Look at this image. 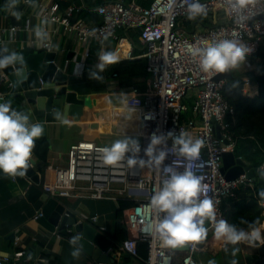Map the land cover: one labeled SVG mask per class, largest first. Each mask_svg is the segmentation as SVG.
I'll return each instance as SVG.
<instances>
[{"label":"built area","instance_id":"obj_1","mask_svg":"<svg viewBox=\"0 0 264 264\" xmlns=\"http://www.w3.org/2000/svg\"><path fill=\"white\" fill-rule=\"evenodd\" d=\"M18 2L27 4L25 0ZM191 2L192 0H151L149 5L144 6L135 0L109 1L95 7L102 19L99 25L80 18L73 20L77 12L76 6L61 12L59 3L53 2L44 11L42 18L75 34L77 41L85 46L92 40L117 39L121 29L139 30L145 68L149 75V85L142 93L143 109L138 114L139 156L146 159L144 149L150 143L153 133L161 135L174 131L179 134L186 131L193 138L203 139V165L197 174L203 176V183L210 189L208 195L217 205V219H225L223 199L233 196L241 185H251V181L244 176L227 180L221 172V155L234 151L235 145L229 132V124L225 121L230 106L222 90L227 80H216V75L220 73L204 72L199 66L198 57L191 55L190 48L206 47L213 42L228 39L249 49L246 58L259 53L264 45V0H255V3L248 5L240 14L231 11L227 0H200L207 9V15L205 18L189 20L187 9ZM218 16H224L225 21H217ZM206 20L211 24L206 26ZM16 31L15 25L11 28L0 27V43L6 36L12 37ZM125 44L118 40L115 51L121 57L130 58L131 48H126ZM39 45L46 51L51 48L48 41ZM82 71V67L78 65L75 75H81ZM0 78L9 91L11 83L7 76L1 74ZM244 82L246 84L247 80ZM5 97L0 89V103ZM215 124L219 127L221 138L214 134ZM172 145V139H168L170 149ZM105 146L110 145L96 144L91 140H81L70 145L66 166L54 168L53 181L44 188L45 191L53 197H70L73 191L79 189L87 191L88 196L94 199L110 197L118 201L132 200L135 205L123 213L122 221L128 236L120 245V250L138 258L143 264H201L196 254L205 249V243L217 240L213 225L207 221L205 223L209 229L208 234H212L211 238L185 244V249L165 248L153 232L157 213L151 207V198L165 178L162 169L130 167L127 159L118 166L106 165L99 152ZM187 163L174 152H170L164 161V165H171L181 172ZM263 166L264 164L260 168ZM64 215L69 216L70 213L65 212ZM39 216L40 214L36 215V219ZM98 219L97 215L89 217L91 223H97ZM80 221L84 219L79 218L78 222ZM99 230L104 231L105 227L100 225ZM57 237L61 235L57 234ZM65 238L70 240L71 236L67 234ZM20 242V237L14 236L16 252L10 257L0 255V264H20L32 260L33 256L23 252ZM138 242L146 243L145 259L139 258ZM220 245L225 248L230 244L220 240Z\"/></svg>","mask_w":264,"mask_h":264},{"label":"crops","instance_id":"obj_2","mask_svg":"<svg viewBox=\"0 0 264 264\" xmlns=\"http://www.w3.org/2000/svg\"><path fill=\"white\" fill-rule=\"evenodd\" d=\"M63 1L66 3L65 5L59 3L61 12L76 6L78 18L99 25L101 16L97 14L95 7L114 0ZM53 2L58 3V0H35V6L18 2L15 11H12L6 7L9 0H0V27H13L10 16L18 15L21 20V25L15 26L17 31L13 36H6L1 42V48H7L8 52H13L23 46L32 47L37 51L43 50L39 45L42 41L36 38L34 28L41 25L42 14ZM217 21H225V17L218 16ZM205 23L206 26L211 24L208 20ZM27 25L28 29H26ZM46 31L49 38L43 42L51 43L49 51L55 54V63L69 75L75 74L78 65L82 67V74L77 75V79L69 82V89L77 92L80 98L90 97L92 105L91 113L81 115L77 121L70 117L67 123L47 124L46 133L42 136L48 142L45 159H40L35 153L32 154V158L36 160L34 168L39 174L42 188L49 186L53 181L54 168L66 166L67 151L70 145L78 141L91 140L96 144L108 145L125 137L139 140L137 136V130L140 127L138 114L143 109L142 93L149 85L148 74V77L144 78L138 74V67L134 72L133 64L126 63L144 58V48L141 42H139V47H135L130 39L133 34L130 30L121 29L118 31L117 39L92 40L87 46L77 41L75 34L65 31L59 24L48 21ZM118 40L127 42L128 46L126 44L125 46L131 48V57L120 56L118 63L110 65L100 74L103 77L102 80L90 78V72L95 70L94 66L98 63V56L104 51H115ZM263 67L264 56L259 52L245 58L240 67L231 70L232 78L247 80L243 88L245 94L254 96L258 92V85L256 81H253V76L261 72ZM84 80H88V84H92L91 87L82 83ZM143 83H145V87L142 91L133 88V86L138 88ZM1 91L6 95L4 100L7 98L13 100L11 96H7L8 90L1 89ZM130 109H134V111L130 113ZM57 199L66 205L65 211L74 214L77 219L83 218L84 221L91 223L89 217L97 215L98 222L91 224L98 229L100 225L104 226L103 233L112 239L110 233H112L116 222L118 200L110 197L94 199L88 196L87 191L79 189L73 191L70 197H57ZM39 213L26 200L15 179L6 177L0 172V255L10 257L14 254L17 248L14 247L12 236L13 238L19 236L23 252L33 256L31 261L20 264H143L138 258L117 252L115 253L116 258H110L104 262L95 261L83 252L78 259H74L70 255L73 246L65 238L67 235L65 232L71 230L73 218L68 217L64 229L60 223L54 230H50L36 219L35 216ZM62 218L63 215H61ZM258 228L264 234V219ZM57 234H60L61 237H57ZM234 248L238 249L235 255H233ZM246 254L255 259L263 258L264 244L259 242L254 245L246 242L234 246L230 244L219 249L216 253L205 248L196 254V258L201 264H210V261H214L215 264H232L233 261L236 264H244V255Z\"/></svg>","mask_w":264,"mask_h":264},{"label":"clouds","instance_id":"obj_3","mask_svg":"<svg viewBox=\"0 0 264 264\" xmlns=\"http://www.w3.org/2000/svg\"><path fill=\"white\" fill-rule=\"evenodd\" d=\"M25 2L29 6H35V0ZM17 3L18 0H9L6 7L15 11ZM253 3L255 0H227L231 11L237 14ZM206 15L205 5L201 4L200 0H192L187 9V18L195 20ZM47 24L48 20L45 19L41 25L34 28L36 38L42 42L49 38ZM190 53L193 57H198L199 66L204 72L217 74L240 67L249 49L237 41L224 39L206 47L193 46ZM20 59H22L20 54L8 52L7 48L0 50V68L14 64ZM97 59L95 70L89 75L90 78L102 80L100 74L110 65L118 63L120 56L115 51H104ZM133 111L134 109L129 110L130 113ZM63 122L67 123V120ZM43 134L44 127L41 122L32 123L26 113L12 108L8 102L0 103V172L6 177L24 176L31 165L36 140ZM168 139L173 141L171 149L168 147ZM204 146L203 139L193 138L186 131L179 134L169 131L166 134L151 135L150 143L144 149L146 159L139 156L141 148L138 140L129 137L116 140L110 146L100 148L99 152L102 154L103 162L109 166H118L127 159L130 167L147 166L162 169L165 178L151 198V207L157 213L153 232L165 248L176 249L188 243L204 241L209 231L205 226L206 221L213 225L215 238L223 240L226 244L238 245L241 242L250 245L257 242L264 244V234L256 227L255 221L251 223L242 221L248 224V230H245L225 219H217V205L208 195L210 189L203 183V176L197 174L203 165L201 149ZM170 152L188 162L182 172L171 165H164ZM260 195L264 197V192ZM83 239L78 233L69 240V244L73 246L70 255L74 259H78L83 251ZM236 251L238 249L234 248L233 255ZM210 264L215 262L210 261ZM232 264L236 262L233 261Z\"/></svg>","mask_w":264,"mask_h":264},{"label":"water","instance_id":"obj_4","mask_svg":"<svg viewBox=\"0 0 264 264\" xmlns=\"http://www.w3.org/2000/svg\"><path fill=\"white\" fill-rule=\"evenodd\" d=\"M79 14L73 16V20L78 19ZM12 25H21L20 18L10 16ZM102 22V19H101ZM2 43H0V50ZM13 52L20 54L22 59L14 64L0 68L1 74H5L11 83L7 96L13 100L6 99L1 103L8 102L12 108L22 111L29 116L30 122H41L44 127V134L49 123L63 122L70 117L74 121L79 120L81 115L91 113L92 100L90 97H78L77 92L69 89V82L77 79V75H69L64 69L55 63V54L46 50H34L32 47L23 46ZM260 54L264 56V45ZM232 71L216 75V80L231 79ZM0 89H5L0 78ZM58 115L60 118H58ZM214 134L221 138L219 127L214 126ZM226 143L227 141L224 140ZM221 172L227 180H233L239 176L253 181L256 169L253 164L247 163L243 158L235 155L234 151L225 152L221 155ZM36 160L32 158L30 167L24 176L13 177L22 191L24 197L30 202L40 216L37 220L50 230L62 223L63 229L66 227L68 217L73 218L71 227L72 235L78 233L83 236V253L95 261L104 262L110 258H116L113 242L103 231L93 224L80 221L70 212L64 215L66 205L59 201L57 197L50 196L42 186L40 178L34 166ZM55 210L54 212H52ZM61 215L63 218L61 219ZM62 221V222H60ZM13 239V236H12ZM208 250L216 253L221 249L220 240L209 242ZM185 249V246L178 247ZM244 264H264V257L255 259L250 255H244Z\"/></svg>","mask_w":264,"mask_h":264},{"label":"trees","instance_id":"obj_5","mask_svg":"<svg viewBox=\"0 0 264 264\" xmlns=\"http://www.w3.org/2000/svg\"><path fill=\"white\" fill-rule=\"evenodd\" d=\"M85 1L87 2V0ZM136 1L141 5L147 6L151 0ZM58 3L66 4L63 0H58ZM127 30L133 32L130 39L135 47H139V30ZM126 63L133 64L134 72H136L138 67V74L144 76V78L148 77L144 58ZM260 71L253 76V81H256L258 85L256 95H246L243 90L244 80H236V78L227 80L222 90L223 96L230 106L225 121L229 124V132L235 140L234 153L247 163L253 164L256 169L255 178L251 185H241L236 189L233 196L226 197L222 201L225 220L245 230H248V224L242 223V221L249 223L255 221L256 227H258L264 219V206L262 205L264 197L260 195L261 192H264V175H262L264 167L260 168L264 163V67ZM82 83L88 84V80H84ZM89 85L91 87L92 84L87 86ZM144 87L145 83L142 86H138V88L133 86L137 91H142ZM47 149V139L41 137L36 140L33 153L44 160ZM118 202L119 208L116 212V222L110 237L114 244L115 253L133 257L126 251L120 250L119 247L128 236L126 226L122 221L123 212L125 209L135 205V202L125 199H120ZM67 234L71 237L73 236L71 230ZM137 248L139 258L145 259L147 257L146 243L138 242Z\"/></svg>","mask_w":264,"mask_h":264},{"label":"rangeland","instance_id":"obj_6","mask_svg":"<svg viewBox=\"0 0 264 264\" xmlns=\"http://www.w3.org/2000/svg\"><path fill=\"white\" fill-rule=\"evenodd\" d=\"M244 90V89H243ZM245 91V90H244ZM247 91V90H246ZM119 140V139H118ZM116 141V140H115ZM138 142H139V140H138ZM113 143V142H112ZM108 145H111V144H108ZM212 237V234L211 233H209L208 235H207V239L208 238H211ZM234 246V245H233Z\"/></svg>","mask_w":264,"mask_h":264},{"label":"bare ground","instance_id":"obj_7","mask_svg":"<svg viewBox=\"0 0 264 264\" xmlns=\"http://www.w3.org/2000/svg\"><path fill=\"white\" fill-rule=\"evenodd\" d=\"M126 43H127V42H126ZM126 45H127V44H126ZM127 46H128V45H127ZM209 244H210V243H208V242H207V243H205V245H204V248H206V249H207V248H208V246H209Z\"/></svg>","mask_w":264,"mask_h":264}]
</instances>
